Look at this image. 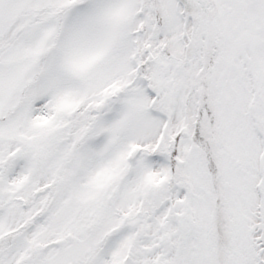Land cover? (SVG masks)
Instances as JSON below:
<instances>
[{
	"label": "snow or ice",
	"instance_id": "6c2138e0",
	"mask_svg": "<svg viewBox=\"0 0 264 264\" xmlns=\"http://www.w3.org/2000/svg\"><path fill=\"white\" fill-rule=\"evenodd\" d=\"M0 264H264V0H0Z\"/></svg>",
	"mask_w": 264,
	"mask_h": 264
}]
</instances>
